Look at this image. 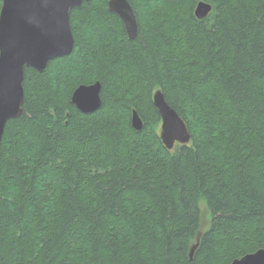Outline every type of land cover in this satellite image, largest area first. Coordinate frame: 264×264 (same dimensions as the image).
Segmentation results:
<instances>
[{
  "label": "trees",
  "instance_id": "16d2710c",
  "mask_svg": "<svg viewBox=\"0 0 264 264\" xmlns=\"http://www.w3.org/2000/svg\"><path fill=\"white\" fill-rule=\"evenodd\" d=\"M128 1L135 38L108 0H84L70 54L24 68L0 144V264H229L264 248V0ZM95 81L102 104L82 113L70 96ZM157 89L188 143L162 144Z\"/></svg>",
  "mask_w": 264,
  "mask_h": 264
},
{
  "label": "water",
  "instance_id": "95a60500",
  "mask_svg": "<svg viewBox=\"0 0 264 264\" xmlns=\"http://www.w3.org/2000/svg\"><path fill=\"white\" fill-rule=\"evenodd\" d=\"M82 1L4 0L0 11V141L7 121L17 118L22 111L24 68L32 67L40 72L49 60L71 52L74 40L69 12L72 7L80 6ZM198 3L194 14L200 19L210 12L211 5L203 1ZM108 9L123 20L128 28V38H135L137 21L129 1L110 0ZM100 90L99 81L80 85L72 93L71 102L82 113L93 112L102 104ZM153 104L163 118V142L169 147L174 140L188 143L190 133L185 122L168 105L160 90L153 95ZM130 121L134 130L141 129L142 120L135 109ZM199 234L191 247L190 258L198 244ZM230 264H264V248L234 259Z\"/></svg>",
  "mask_w": 264,
  "mask_h": 264
},
{
  "label": "bare ground",
  "instance_id": "6f19581e",
  "mask_svg": "<svg viewBox=\"0 0 264 264\" xmlns=\"http://www.w3.org/2000/svg\"><path fill=\"white\" fill-rule=\"evenodd\" d=\"M109 1L110 0H108V2H107V6H108V3H109ZM199 2H201V1H199ZM203 2H205V1H203ZM3 3H4V0H2V3H1V8H0V11L2 10V7H3ZM198 3V2H197ZM196 3V4H197ZM199 5V3L195 6V7H197ZM194 13H195V10L193 11ZM123 21V20H122ZM69 25H70V23H69ZM124 26H125V24H123ZM125 28V32H127L128 33V28L125 26L124 27ZM127 33H126V35H127ZM128 37V36H127ZM97 81H95V82H93V83H96ZM93 83H90V84H93ZM81 85H87V84H81ZM80 86V85H79ZM79 86H77V87H79ZM76 87V88H77ZM75 88V89H76ZM74 89V90H75ZM74 90H73V92H74ZM159 89H157V90H155L154 92H153V95L155 94V92L156 91H158ZM101 91V90H100ZM161 91V90H160ZM72 92V93H73ZM71 96H72V94H71ZM153 97V96H152ZM100 98H101V96H100ZM71 99V98H70ZM102 101V100H101ZM166 101V100H165ZM167 102V101H166ZM169 105V104H168ZM170 106V105H169ZM171 107V106H170ZM172 108V107H171ZM131 113H132V110H131ZM159 114V113H158ZM179 115V114H178ZM160 117V126H159V138H160V140H161V142H162V144L164 145V147L166 148V149H172V147L174 146V144L175 143H179V144H184L185 142H181V141H179V140H174V142H173V144L169 147V145L167 144V143H165V142H163V140H162V137H161V131H162V124H163V118H162V116L160 115L159 116ZM131 118V117H130ZM11 119V118H10ZM184 121V120H183ZM186 124V123H185ZM137 131V130H136ZM189 131V130H188ZM4 132V131H3ZM3 135V134H2ZM2 139V138H1ZM189 142V141H188ZM0 144H1V141H0ZM186 144V143H185ZM255 252V251H254ZM251 253H253V252H251ZM247 254H250V253H247ZM246 255V254H245ZM244 256V255H243ZM242 257V256H241ZM241 257H239V258H241ZM235 259H238V258H235ZM234 260V259H233ZM232 260V261H233ZM231 261V262H232ZM230 262V263H231ZM229 263V264H230Z\"/></svg>",
  "mask_w": 264,
  "mask_h": 264
},
{
  "label": "rangeland",
  "instance_id": "374dc122",
  "mask_svg": "<svg viewBox=\"0 0 264 264\" xmlns=\"http://www.w3.org/2000/svg\"><path fill=\"white\" fill-rule=\"evenodd\" d=\"M72 8H74V7H72ZM211 11V10H210ZM210 13V12H209ZM208 13V14H209ZM207 14V15H208ZM206 15V16H207ZM194 16H195V14H194ZM206 16H204V17H202V18H205ZM196 17V16H195ZM197 18V17H196ZM202 18H200V19H202ZM197 19H199V18H197ZM74 45V44H73ZM88 49H90V45H89V47H88ZM91 51V50H90ZM70 54V53H69ZM68 55V54H67ZM64 56H66V55H64ZM60 57H62V56H60ZM60 57H56V58H60ZM39 72V71H38ZM41 72V71H40ZM24 77V76H23ZM24 93V92H23ZM164 95V94H163ZM70 98H71V96H70ZM70 102H71V99H70ZM24 103V102H23ZM71 104H72V102H71ZM73 106H74V104H73ZM75 107V106H74ZM76 108V107H75ZM77 109V108H76ZM133 110V109H132ZM94 112V111H93ZM89 113H92V112H89ZM66 115H68V114H66ZM129 116L131 117V114H129ZM140 116V115H139ZM140 118H141V116H140ZM141 120H142V127H143V125H144V122H143V119L141 118ZM65 123H67V121L65 122ZM130 125H131V121H130ZM132 127V126H131ZM141 127V128H142ZM133 128V127H132ZM0 148H1V146H0ZM200 213H201V216H200V218H201V227H200V232L202 231V230H204L206 227H207V225H208V223H209V221H210V214H209V212H208V210L206 209V206H205V204L203 203V202H200Z\"/></svg>",
  "mask_w": 264,
  "mask_h": 264
},
{
  "label": "flooded vegetation",
  "instance_id": "af4514ba",
  "mask_svg": "<svg viewBox=\"0 0 264 264\" xmlns=\"http://www.w3.org/2000/svg\"><path fill=\"white\" fill-rule=\"evenodd\" d=\"M137 21V20H136ZM73 40H74V38H73Z\"/></svg>",
  "mask_w": 264,
  "mask_h": 264
}]
</instances>
